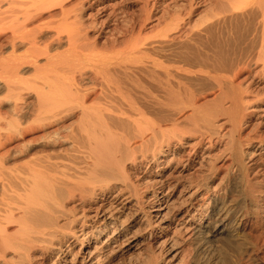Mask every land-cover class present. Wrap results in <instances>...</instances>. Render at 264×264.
Segmentation results:
<instances>
[{"label": "bare ground", "instance_id": "bare-ground-1", "mask_svg": "<svg viewBox=\"0 0 264 264\" xmlns=\"http://www.w3.org/2000/svg\"><path fill=\"white\" fill-rule=\"evenodd\" d=\"M135 1L0 0V264H264V0Z\"/></svg>", "mask_w": 264, "mask_h": 264}, {"label": "rangeland", "instance_id": "rangeland-1", "mask_svg": "<svg viewBox=\"0 0 264 264\" xmlns=\"http://www.w3.org/2000/svg\"><path fill=\"white\" fill-rule=\"evenodd\" d=\"M141 2V0H138V2ZM158 1H166V0H158ZM125 4L126 6V13L128 15H132V14H135L136 12H138V8L136 6V4H139V3H136L135 0H123V2L121 3V5ZM120 5V6H121ZM241 24L238 23V25H235L233 23V28H232V31H231V39L230 41L228 42L230 45L227 46L226 48H222L220 46H217L214 48V50L216 51V55L219 57V56H226L227 54H230V51H231V48L234 46L233 44H238V39H239V36H240V31H241ZM215 44H222V42L219 40V42H215ZM47 264V263H46Z\"/></svg>", "mask_w": 264, "mask_h": 264}]
</instances>
